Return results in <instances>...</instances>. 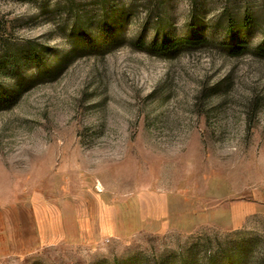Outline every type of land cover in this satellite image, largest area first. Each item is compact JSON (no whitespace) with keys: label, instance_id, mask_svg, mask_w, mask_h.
<instances>
[{"label":"rangeland","instance_id":"374dc122","mask_svg":"<svg viewBox=\"0 0 264 264\" xmlns=\"http://www.w3.org/2000/svg\"><path fill=\"white\" fill-rule=\"evenodd\" d=\"M10 92L0 264H264V0H0Z\"/></svg>","mask_w":264,"mask_h":264},{"label":"trees","instance_id":"16d2710c","mask_svg":"<svg viewBox=\"0 0 264 264\" xmlns=\"http://www.w3.org/2000/svg\"><path fill=\"white\" fill-rule=\"evenodd\" d=\"M14 92L16 91V90H13ZM14 92H13V95H12V93L10 94V93H3V94H1L0 95V105H6V104H8L12 99H13V96H14Z\"/></svg>","mask_w":264,"mask_h":264}]
</instances>
